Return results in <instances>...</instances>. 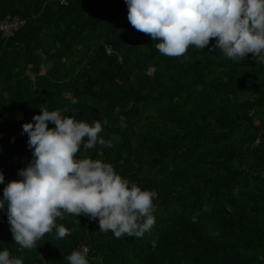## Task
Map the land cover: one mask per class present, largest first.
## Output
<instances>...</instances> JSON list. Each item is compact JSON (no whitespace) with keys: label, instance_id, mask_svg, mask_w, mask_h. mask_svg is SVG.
Returning a JSON list of instances; mask_svg holds the SVG:
<instances>
[{"label":"trees","instance_id":"16d2710c","mask_svg":"<svg viewBox=\"0 0 264 264\" xmlns=\"http://www.w3.org/2000/svg\"><path fill=\"white\" fill-rule=\"evenodd\" d=\"M127 12L125 0H0V21H25L0 33V171L5 184L20 179L32 158L22 125L41 108L99 121L112 146L77 156L154 190L156 223L143 237L116 238L64 214L56 224L70 235L53 229L25 249L0 211V250L23 264H68L81 246L89 264H264V63L209 51L214 39L162 55Z\"/></svg>","mask_w":264,"mask_h":264},{"label":"clouds","instance_id":"9594fccd","mask_svg":"<svg viewBox=\"0 0 264 264\" xmlns=\"http://www.w3.org/2000/svg\"><path fill=\"white\" fill-rule=\"evenodd\" d=\"M63 2V0H61ZM129 23L148 34L165 56H183L190 46L218 50L241 61L248 54L264 63V0H125ZM73 99L72 103H77ZM123 117L121 121L123 122ZM49 123L54 127L49 128ZM123 127V123L121 124ZM102 124L91 126L59 111L41 108L31 122L23 123L32 158L18 170V180L4 184L0 211H4L12 239L25 249L55 229L57 238L70 235L56 219L81 214L98 221L99 231L140 238L156 223L153 199L157 193L142 190L121 177L112 164L77 153L95 145L112 146L99 134ZM79 222V221H78ZM68 264H89L87 250H75ZM0 264H23L7 249L0 250Z\"/></svg>","mask_w":264,"mask_h":264},{"label":"built area","instance_id":"2783aa9c","mask_svg":"<svg viewBox=\"0 0 264 264\" xmlns=\"http://www.w3.org/2000/svg\"><path fill=\"white\" fill-rule=\"evenodd\" d=\"M24 24H25V21L23 19L8 15L2 21H0V33L2 34V37L9 38L14 34L15 31H17ZM106 49H107L108 55H112L115 53V50L110 45H108ZM119 59H121V57H119ZM263 175H264V172H263ZM83 249L87 250V255H88V252H89L88 247L81 246L80 250H83Z\"/></svg>","mask_w":264,"mask_h":264},{"label":"rangeland","instance_id":"374dc122","mask_svg":"<svg viewBox=\"0 0 264 264\" xmlns=\"http://www.w3.org/2000/svg\"><path fill=\"white\" fill-rule=\"evenodd\" d=\"M47 67H48V65H44V66H43V68H42L43 72L46 71ZM262 176H263V178H264V175H263V174H262Z\"/></svg>","mask_w":264,"mask_h":264}]
</instances>
